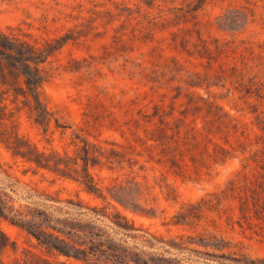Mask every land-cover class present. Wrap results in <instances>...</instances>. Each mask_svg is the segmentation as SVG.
Wrapping results in <instances>:
<instances>
[{
	"label": "rangeland",
	"instance_id": "obj_1",
	"mask_svg": "<svg viewBox=\"0 0 264 264\" xmlns=\"http://www.w3.org/2000/svg\"><path fill=\"white\" fill-rule=\"evenodd\" d=\"M16 26L39 44L64 40L44 64L51 76L42 86L57 121L45 131L22 110L0 129L14 125L38 149L70 156L89 142L103 155L89 168L94 179L136 181L141 201L154 208L151 217L124 211L137 225L178 233L162 222L183 202L220 191L244 165L259 178L252 157L264 147V0H0V30ZM0 164L20 181L0 172L13 196L27 183L103 205L70 178L33 172L1 142ZM218 207L190 231L216 232L236 252L264 257V209L251 206L245 220L237 197ZM5 241L15 249L0 250L1 264H22L25 249L49 264H84L47 253L1 220Z\"/></svg>",
	"mask_w": 264,
	"mask_h": 264
},
{
	"label": "trees",
	"instance_id": "obj_2",
	"mask_svg": "<svg viewBox=\"0 0 264 264\" xmlns=\"http://www.w3.org/2000/svg\"><path fill=\"white\" fill-rule=\"evenodd\" d=\"M62 41L61 38L55 43L39 44L30 40L20 26L0 30V123L13 122L22 110L45 131L52 118L57 121L44 101L42 86L51 76L44 64ZM0 142L12 157L31 165L33 172L46 170L70 178L87 195L103 202L100 206L78 196L61 198L27 183H23L25 194L13 196L0 185V221L25 231L38 246L57 258L84 264H264V257L253 258L236 252L231 241L221 234L190 231L198 227L205 211H219L218 206L230 196L238 198L240 217L245 220L251 206L257 211L258 207L264 209V147L252 157L262 170L259 178L252 179L244 165L220 191L183 202L170 220L162 222L183 231L163 234L137 225L124 212L155 215L154 208L141 201L138 182L127 180L102 186L94 179L89 168L103 164V155L95 154L97 150H91L92 145L86 140L70 156L65 151L38 149L11 125L9 129H0ZM105 157L104 163H110V158ZM0 172L20 182L1 164ZM13 184L8 186L17 195ZM8 247L15 249L12 243L0 242V250ZM21 260L22 264L50 263L47 256L28 249L24 250Z\"/></svg>",
	"mask_w": 264,
	"mask_h": 264
}]
</instances>
